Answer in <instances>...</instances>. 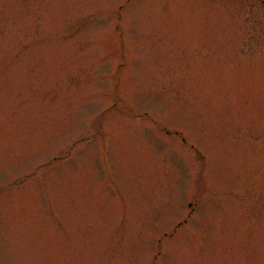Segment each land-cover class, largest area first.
Returning <instances> with one entry per match:
<instances>
[{
	"label": "rangeland",
	"instance_id": "1",
	"mask_svg": "<svg viewBox=\"0 0 264 264\" xmlns=\"http://www.w3.org/2000/svg\"><path fill=\"white\" fill-rule=\"evenodd\" d=\"M0 264H264V0H0Z\"/></svg>",
	"mask_w": 264,
	"mask_h": 264
}]
</instances>
